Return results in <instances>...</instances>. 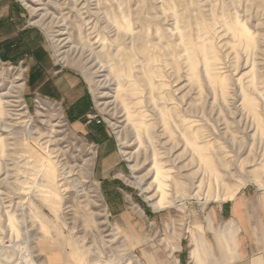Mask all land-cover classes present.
<instances>
[{
    "label": "rangeland",
    "instance_id": "374dc122",
    "mask_svg": "<svg viewBox=\"0 0 264 264\" xmlns=\"http://www.w3.org/2000/svg\"><path fill=\"white\" fill-rule=\"evenodd\" d=\"M11 4L56 67L82 79L88 126L105 136L90 137L31 86L28 53L0 48V264H180L176 249L196 219L245 189L264 191V0H0L2 31ZM114 15L130 21V35ZM233 21L252 47L229 30ZM209 39L215 81L202 57L194 77L181 48ZM141 46L157 59L152 88L146 58L134 56ZM134 84L129 111L140 130L119 98ZM154 156L170 175L160 209Z\"/></svg>",
    "mask_w": 264,
    "mask_h": 264
},
{
    "label": "crops",
    "instance_id": "0c3cea01",
    "mask_svg": "<svg viewBox=\"0 0 264 264\" xmlns=\"http://www.w3.org/2000/svg\"><path fill=\"white\" fill-rule=\"evenodd\" d=\"M6 13L5 30H0V36H4L2 53H28L33 67L31 86L42 97L66 106L75 125L90 137L98 140L100 135L105 136L97 125L88 126L92 101L82 79L56 67L40 33L23 24L26 13L22 6L11 4ZM11 24L16 32L10 37L6 29L12 31ZM201 217L184 237L187 241L176 249L180 264H264V191L245 189L233 200L209 208Z\"/></svg>",
    "mask_w": 264,
    "mask_h": 264
},
{
    "label": "bare ground",
    "instance_id": "6f19581e",
    "mask_svg": "<svg viewBox=\"0 0 264 264\" xmlns=\"http://www.w3.org/2000/svg\"><path fill=\"white\" fill-rule=\"evenodd\" d=\"M110 20H111L112 25L116 26L118 28V30L120 31V33L123 32L124 34H127V35H130L132 33V27L130 25V21L125 16L124 17H122V16L118 17V16L114 15L113 17H110ZM227 27L229 28V30H234V29L241 30L242 32L236 31L239 34L244 32V34L247 36V38L250 42V43H248L247 48L252 47L249 44L253 43V37H251L249 34H247L246 31H244V28L241 27L239 22L233 21L232 23L228 24ZM198 31H200V28ZM181 48H183L184 53H186V61L188 62V64H190V67L193 70V76L194 77H196V71L198 68L197 65H198L199 57H202V62L204 64V67H206V69L208 70L209 77L211 78L212 81H215V73L213 71H214V65L216 62V52H215V50L211 44L210 39L203 41L202 44H197L196 42H192L191 40H189V42L183 40V42L181 43ZM135 53L136 54H134V56L139 54V55H142L147 60V64L145 67L146 71L143 75V81L145 83H148L150 85V88H152L153 84L151 83V80L155 74V71L152 70V72H151V68H149V67L151 66L152 63H155L157 59H156L155 55L153 53H151L144 46H141L138 49V51ZM134 56H131V55L129 56V57H131L129 60V66H128L129 72L131 71L130 64L132 63V59L134 58ZM113 73H114L115 77H117L118 79L129 78V73H126L124 71L122 72L119 69H115V71ZM130 89L131 90L129 91L128 89H124L122 87V89L119 91V98L122 100L123 106L125 107V109L130 114V118L134 120L133 121V127L138 129L139 127H138V123H136V120H137V118L140 119V117L138 115H135V113H133V111H131V110L129 111L128 97H131V95L137 94L139 91V87L136 84H134L133 88H130ZM247 104H248V107L251 108V110H254L255 103L253 102V100L249 99L247 101ZM161 111L163 112V115H164V117H163L164 124H167V122H166L167 118L166 117L168 114L163 110H161ZM0 112H1V109H0ZM184 129H185V127H184ZM139 130H140V128H139ZM182 137H183L184 141L189 143V135L186 132H183ZM1 144L3 145V143H1V139H0V146H1ZM196 153L199 154L202 152H200V150L198 149ZM154 157H155L154 171H155V176H156L155 177V183L157 184L158 189H160V192H161V196H160V200H159L160 202L158 201L157 203H154V206L157 209H160L163 207L162 205L165 204V201H163L165 182H166V179H168L170 177V175L167 173V171L164 170L165 166L160 162V160L156 156H154ZM201 157H204L205 159H207L206 162L207 161L209 162V160H210V158H207L203 155ZM46 168L47 169H46L45 174L47 175V177L49 178V180L51 182H55L57 174H56L55 167H54L53 163L51 162V160H49V165H47Z\"/></svg>",
    "mask_w": 264,
    "mask_h": 264
}]
</instances>
